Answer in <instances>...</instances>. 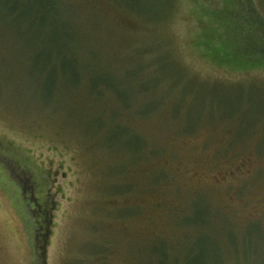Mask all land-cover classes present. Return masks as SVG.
<instances>
[{"label":"rangeland","instance_id":"obj_1","mask_svg":"<svg viewBox=\"0 0 264 264\" xmlns=\"http://www.w3.org/2000/svg\"><path fill=\"white\" fill-rule=\"evenodd\" d=\"M167 1L0 0V264H264V0Z\"/></svg>","mask_w":264,"mask_h":264},{"label":"trees","instance_id":"obj_2","mask_svg":"<svg viewBox=\"0 0 264 264\" xmlns=\"http://www.w3.org/2000/svg\"><path fill=\"white\" fill-rule=\"evenodd\" d=\"M167 2H169V0L167 1ZM40 235H41V232H40ZM39 237V236H38ZM41 239V237L39 238V240Z\"/></svg>","mask_w":264,"mask_h":264}]
</instances>
